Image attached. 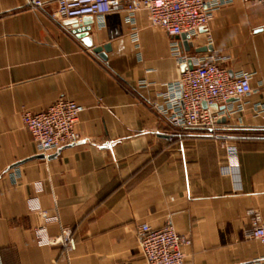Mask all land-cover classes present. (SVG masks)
<instances>
[{
  "label": "crops",
  "instance_id": "crops-1",
  "mask_svg": "<svg viewBox=\"0 0 264 264\" xmlns=\"http://www.w3.org/2000/svg\"><path fill=\"white\" fill-rule=\"evenodd\" d=\"M26 2L0 0V264H146L144 224L188 237L185 264H264V245L249 237L255 216L264 223V117L254 111L264 104V9L233 0L214 10L189 52L144 12L136 42L122 10L91 18L93 46L111 48L104 61L57 19L54 2ZM175 42L190 55L211 46L203 55L226 57L230 74H254L250 96L214 108L215 139L156 109L181 76ZM58 100L83 107L81 140L31 160L38 154L21 117ZM223 142L236 149L237 172ZM40 226L50 245L38 246ZM61 227L72 230V251Z\"/></svg>",
  "mask_w": 264,
  "mask_h": 264
},
{
  "label": "built area",
  "instance_id": "built-area-1",
  "mask_svg": "<svg viewBox=\"0 0 264 264\" xmlns=\"http://www.w3.org/2000/svg\"><path fill=\"white\" fill-rule=\"evenodd\" d=\"M233 0H27L30 9L37 10L49 2L55 4V15L61 22L85 17L103 19L114 11L124 12V21L132 30V39L138 40L136 15L144 12L152 28L161 29L171 39L176 40L186 35L187 42L194 41L201 35L200 29L207 28L211 13ZM264 9V0H255ZM181 44H172L176 64L181 67L192 64L177 82L169 86V93L160 95L162 104L156 106L159 114L174 127L198 129L208 132L215 139L216 126L221 113L215 112L216 106L230 101H244L252 93V73L243 71L230 74L220 62L226 57L215 58L211 55L188 54L181 50ZM145 84L142 82L140 87ZM205 104V107H203ZM241 109V108H240ZM255 116L264 117V104L254 107ZM83 107L72 100H58L46 110L25 112L21 121L30 134L37 154L44 156L61 148L77 144L81 139L76 130ZM221 147L227 152L229 168L237 172L236 149L223 142ZM36 189L41 190L37 184ZM30 208L44 216V222L55 221L40 210L39 204L33 202ZM38 246L50 245L45 226L34 230ZM249 237L264 245V223L255 216ZM137 240L146 264H185V248L191 240L177 233L172 226L159 229L148 225L139 227ZM60 244L67 251L74 249L72 230L61 227Z\"/></svg>",
  "mask_w": 264,
  "mask_h": 264
},
{
  "label": "water",
  "instance_id": "water-1",
  "mask_svg": "<svg viewBox=\"0 0 264 264\" xmlns=\"http://www.w3.org/2000/svg\"><path fill=\"white\" fill-rule=\"evenodd\" d=\"M92 17H85L81 22H78L76 20H69L66 21V25L73 31L74 34L77 35V37L79 39H82L83 43L88 47L91 48L92 51L97 54L99 56V58H101L102 60H106L107 59V54L110 52L111 48L109 44H105L103 46H99V47H95L93 46V42H92V38L89 36V32L91 31V24H92ZM204 31H206V28H201L200 32L203 33ZM177 40H179L184 48V51L189 52L192 48V44H189L187 42V36L183 35L180 36L179 38H176ZM213 51V48L211 46H207V47H202V48H198L195 50L196 54H205V53H211ZM191 69L192 68V64L191 62H189L187 65H182L180 67V71L181 73H184L186 69ZM203 107H205V104H203ZM54 156L52 157H46L44 155L38 154L35 157L31 158V160H44V159H52L54 158ZM24 162H20L15 164L14 166H12L11 168H16L18 166H20L21 164H23Z\"/></svg>",
  "mask_w": 264,
  "mask_h": 264
}]
</instances>
